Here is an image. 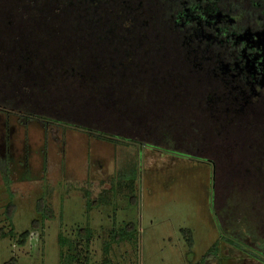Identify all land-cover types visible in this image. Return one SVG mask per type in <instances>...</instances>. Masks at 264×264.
<instances>
[{
	"label": "trees",
	"instance_id": "trees-1",
	"mask_svg": "<svg viewBox=\"0 0 264 264\" xmlns=\"http://www.w3.org/2000/svg\"><path fill=\"white\" fill-rule=\"evenodd\" d=\"M262 36L264 0H0V112L93 130L101 117L90 111L109 117L101 107L117 105L116 135L105 140L116 141L129 123L140 130L122 138L166 151L210 159L218 145L230 158L212 206L221 237L256 251L264 264ZM78 107L90 110L72 115ZM105 194L86 196V209L104 204ZM43 203L38 212L52 217ZM10 233L0 228V239ZM79 235L88 243L91 229ZM136 235L132 223L111 229L100 264H112V244L137 245ZM57 243L63 261L67 241L59 234Z\"/></svg>",
	"mask_w": 264,
	"mask_h": 264
},
{
	"label": "rangeland",
	"instance_id": "rangeland-1",
	"mask_svg": "<svg viewBox=\"0 0 264 264\" xmlns=\"http://www.w3.org/2000/svg\"><path fill=\"white\" fill-rule=\"evenodd\" d=\"M256 46L263 53L258 64L264 70V36ZM101 108L110 109L113 119L103 109L91 110L101 117L92 122L93 130L40 115L24 119L32 123L28 175L15 163L16 171H4L8 179L3 180L1 170L7 165L0 155V228L12 232L0 239V264L11 258L15 264H100L103 244L111 242V229L128 223L137 231V245L112 244L108 254L112 264H263L256 251L231 246L221 237L212 206L221 200L230 164L222 148L211 146L207 159L142 145L122 138L128 129L140 128L121 121L126 126L122 136L105 140L115 129L118 106ZM87 109L78 107L72 115H83ZM3 115L19 117L11 111L0 112ZM46 141L47 150L42 151ZM213 159L220 161L216 168ZM110 186L113 191L105 194L106 202L103 199L104 204L87 210L85 193L92 201L109 192ZM39 200L52 209V217L42 218ZM85 227L92 232L88 243L79 235ZM24 231L29 235L19 245L17 239ZM237 231L244 233L243 226ZM59 234L67 241L63 261L58 254Z\"/></svg>",
	"mask_w": 264,
	"mask_h": 264
},
{
	"label": "flooded vegetation",
	"instance_id": "flooded-vegetation-1",
	"mask_svg": "<svg viewBox=\"0 0 264 264\" xmlns=\"http://www.w3.org/2000/svg\"><path fill=\"white\" fill-rule=\"evenodd\" d=\"M258 63L260 62L257 61ZM22 120L12 115H3L0 117V155L7 165L9 174L16 171L15 166L23 169L22 173L26 175L31 172L30 168L32 163L29 162V158L31 157L33 146V143L30 142L32 123L30 124L28 121ZM47 147L48 144L46 141L42 151L47 150ZM0 161L2 160L0 159Z\"/></svg>",
	"mask_w": 264,
	"mask_h": 264
},
{
	"label": "crops",
	"instance_id": "crops-1",
	"mask_svg": "<svg viewBox=\"0 0 264 264\" xmlns=\"http://www.w3.org/2000/svg\"><path fill=\"white\" fill-rule=\"evenodd\" d=\"M109 188H110L111 190L108 192V194L111 193V192L113 191L111 186H110ZM85 195L89 197V193H88V192H86ZM86 196H85V201L87 200V197H86ZM98 197H99V195H98ZM98 197H97L96 199H98ZM96 199H95V200H96ZM85 207H86V206H85Z\"/></svg>",
	"mask_w": 264,
	"mask_h": 264
}]
</instances>
